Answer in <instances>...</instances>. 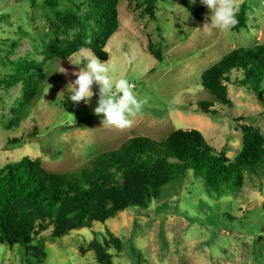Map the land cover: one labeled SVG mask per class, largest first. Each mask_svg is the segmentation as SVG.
Segmentation results:
<instances>
[{"label":"rangeland","instance_id":"374dc122","mask_svg":"<svg viewBox=\"0 0 264 264\" xmlns=\"http://www.w3.org/2000/svg\"><path fill=\"white\" fill-rule=\"evenodd\" d=\"M144 2L118 0L117 28L104 45L102 62L111 58L115 65L112 78H126L138 98L148 100L133 126L119 130L103 125V116L94 113L98 86L90 104L74 103L68 84L77 77L58 72L60 66L79 71L84 64L77 67L69 60L92 54L89 49L45 60L38 99L16 125H7L22 91V80L8 85L16 66L42 61L47 44L71 39L80 28L60 32L41 0H0V167L26 155L47 170L67 171L130 136L161 139L175 128L199 130L212 148L224 147L227 158L238 152L243 127L256 128L264 137V108L234 82L240 70L227 75L230 105L214 103L211 115L196 110V101L208 97L199 83L203 69L232 48L264 43V0H240L244 26L226 32L203 29L205 16L211 20L201 0H194L202 7L201 21L188 10L193 0H156L153 19L143 10ZM75 4L78 14L88 9L87 0H59L55 9L66 15ZM157 46L159 60L153 56ZM129 56L135 57L132 63ZM19 137L20 144L9 148L7 139ZM105 230L120 243L118 248L107 244L112 264H264V163L246 171L240 187L210 195L202 180L186 170L161 186L145 207L124 208L58 237H50L47 229L26 245L0 243V264H97L88 243L107 240Z\"/></svg>","mask_w":264,"mask_h":264},{"label":"trees","instance_id":"16d2710c","mask_svg":"<svg viewBox=\"0 0 264 264\" xmlns=\"http://www.w3.org/2000/svg\"><path fill=\"white\" fill-rule=\"evenodd\" d=\"M58 1L41 3L54 13L60 32L80 30L71 39L47 44L42 61H24L16 66L8 85L22 80V91L7 125H16L38 99L45 60H61L80 49H89L101 61L107 58L104 45L117 28L118 0H87L88 9L83 14L77 13L75 4L66 15L56 11ZM155 1L144 2L143 10L151 19ZM188 10L196 20H202L201 6L192 2ZM244 19L245 4L240 2L238 24L231 30L242 28ZM153 56L161 58L158 46ZM232 69L241 71L234 82L250 90L264 108V43H256L230 49L201 71L199 83L208 97L196 101L198 112L211 115L214 103L231 104L225 82ZM21 140L9 138L7 144L12 148ZM224 152V147L215 150L207 144L197 129L175 128L161 139L130 136L67 171L47 170L38 158L24 155L0 167V243L26 245L47 229L50 237H58L90 221L103 222L124 208L145 207L161 186L186 170L202 180L209 195L238 188L246 171L255 172L264 163V137L256 128L245 126L238 152L233 158ZM105 233L107 240L91 238L88 243L97 264H112L107 244L114 248L120 245L116 236L108 230Z\"/></svg>","mask_w":264,"mask_h":264},{"label":"clouds","instance_id":"9594fccd","mask_svg":"<svg viewBox=\"0 0 264 264\" xmlns=\"http://www.w3.org/2000/svg\"><path fill=\"white\" fill-rule=\"evenodd\" d=\"M201 3L209 9L211 20L209 23L207 15L205 16L203 29L207 30L211 27L226 32L238 24L240 0H201ZM134 60V56L128 57L129 63ZM69 61L77 67L81 63L84 64V67H79V71L70 72L67 68L61 66L59 68L58 72L61 74L77 77L74 82L68 84L72 92L70 100L77 104L82 101L90 104L92 97L96 95L93 91V86L96 85L98 86V106L94 108V113L103 116V125L119 130L131 128L134 119L142 113L148 100L138 98L134 92L135 86L126 78L116 80L112 78L111 73L115 71V65L112 64L111 58L102 62L98 56L90 54L79 61Z\"/></svg>","mask_w":264,"mask_h":264}]
</instances>
